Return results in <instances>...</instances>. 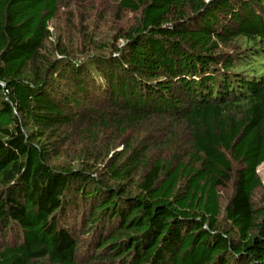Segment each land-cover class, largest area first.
I'll return each instance as SVG.
<instances>
[{"label": "trees", "instance_id": "16d2710c", "mask_svg": "<svg viewBox=\"0 0 264 264\" xmlns=\"http://www.w3.org/2000/svg\"><path fill=\"white\" fill-rule=\"evenodd\" d=\"M108 1L0 0V264H264V0Z\"/></svg>", "mask_w": 264, "mask_h": 264}, {"label": "rangeland", "instance_id": "374dc122", "mask_svg": "<svg viewBox=\"0 0 264 264\" xmlns=\"http://www.w3.org/2000/svg\"><path fill=\"white\" fill-rule=\"evenodd\" d=\"M110 2L101 5L96 0L95 6L88 0H62L63 4L60 5L50 29L53 31L56 28L54 33L73 40L75 42L74 48L77 46L78 34L84 31L85 26H87L88 34L96 40L102 39L103 42H111L115 34L114 24L118 23L114 20L113 11L110 10ZM126 19L129 21L128 16ZM125 21L123 23H126ZM70 37L72 38L70 39ZM257 175L264 188V164L257 168ZM257 199L258 194H255L254 201Z\"/></svg>", "mask_w": 264, "mask_h": 264}]
</instances>
